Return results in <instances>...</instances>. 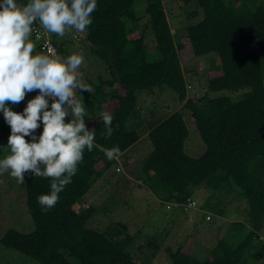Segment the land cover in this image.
<instances>
[{
  "label": "trees",
  "instance_id": "1",
  "mask_svg": "<svg viewBox=\"0 0 264 264\" xmlns=\"http://www.w3.org/2000/svg\"><path fill=\"white\" fill-rule=\"evenodd\" d=\"M181 1L198 5L193 11L198 20L186 27L192 55L216 52L220 71L208 78L202 95L188 97L191 84L186 82L181 64L186 43L175 42L164 2L97 0L92 22L86 26L89 48L105 60L111 78L99 76L91 92L83 91V98L76 92L85 105L86 126L94 127V147L84 149L76 173L47 211L41 210L36 197L49 190L51 178L25 176V202L34 227L30 231L7 228L0 238L4 246L39 264H147L142 257L152 243L144 241L130 253L127 248L134 236L125 223L117 222L104 230L88 225L90 219L110 211L106 205H87L80 212L75 205L102 178L105 169L116 163L117 156L140 139L141 123L136 121L139 93L167 86L190 110L206 149L200 156L185 150L189 128L181 108L163 119L148 121L146 130L153 149L140 162L137 178L161 200L178 204L188 202L196 187L206 185L214 191L230 183L240 189L249 206L247 221H233L204 260L193 254L194 237H189L176 248L167 247L171 264H264V3ZM140 3L147 5L155 47L160 52L156 61L148 59L145 31L139 25ZM253 40L258 48L251 51L248 47ZM53 43L57 53H69L64 37ZM43 48L40 45L39 49ZM221 90L235 93L212 94ZM35 91L26 93L24 100L13 105L14 110L22 109ZM104 111L112 115L110 136L104 135ZM2 126L0 144L7 146L10 126L4 118ZM40 130L35 129L37 133ZM95 144H115L120 152L109 160ZM242 232L240 238L236 236Z\"/></svg>",
  "mask_w": 264,
  "mask_h": 264
},
{
  "label": "rangeland",
  "instance_id": "2",
  "mask_svg": "<svg viewBox=\"0 0 264 264\" xmlns=\"http://www.w3.org/2000/svg\"><path fill=\"white\" fill-rule=\"evenodd\" d=\"M162 1L176 38L175 42L177 44L179 42L186 43L184 46L186 54L184 53L181 57V64L186 82L191 84V87L187 88L188 97L196 99L205 91L208 78L218 72V70L210 69L211 66H208V55L204 57L192 55L187 38H185L186 27L199 18L193 12L198 5L195 2L184 4L181 0ZM246 1L251 5L264 3V0ZM146 6V3H140L137 6L139 13L142 14L139 25L145 31L148 59L156 61L160 58V52L155 47L153 28L150 24L149 14L145 10ZM72 30H66L63 35H57L56 39L61 38V36L76 38ZM86 31L85 28L83 31L77 32L81 36ZM35 38L36 32L32 31L29 39L32 40L33 44ZM248 48L251 51L256 50L258 48L256 40H253ZM87 49H90L89 45H87ZM34 50L37 49L34 48ZM214 54L218 55L216 52ZM82 57L80 68L83 72H86L85 77L90 86L92 83L98 82L99 76L105 79L111 78L110 69L105 60L94 54L88 56L87 59L84 55ZM233 93L235 92L221 90L212 94L233 95ZM80 94L82 98L85 96L83 91ZM138 99L140 125L144 128H147L148 121L163 119L181 108L189 128L185 150L192 156H200L203 153L202 148L204 147L205 150L206 144L198 131L196 122L193 116L190 115V110L183 107L184 101L179 99L178 93L173 88L167 86L156 87L153 92H146L145 94L140 92ZM2 119L3 114L0 113V126H2ZM141 134L137 143L122 154L117 166L109 170L104 178L98 180L102 192L95 196L92 204L84 203V199H87L85 197L77 201L82 205V208L75 207L79 212L85 208V205L104 204L110 209L107 214H100L90 219L89 226L104 230L117 222H123L128 226V231L134 236L133 242L127 248L130 253H135L138 246L148 240L152 245L147 248L145 255L142 257L143 260L147 264H171L172 260L167 247L176 248L178 245L184 244L189 237H194L193 245L197 247L205 246L208 252L223 235L227 234L233 221H247L248 202L240 194V189L236 185L231 186L230 183L221 190L213 191L206 185L195 188L196 195L194 194L193 198H198L199 205L188 209L184 208L183 204L178 203H170L171 206L166 209V203L162 202V205H160L156 198L148 200L147 196H140L137 190L141 183L138 181L136 171H138L142 159L152 150L149 137L144 133ZM194 147H196V150H192ZM6 152L7 146H4L3 151H0V155L6 154ZM25 189V180L23 183H17L14 177L9 176L8 170L0 171V238L9 227H15L22 231L33 229V222L25 202ZM170 210L172 211L170 212ZM207 210L209 211L207 212ZM207 214L210 215V218L206 217ZM242 235H244V232L236 233L239 238ZM193 254L201 260L205 259L204 251L194 252L193 250ZM71 260L73 261L72 258ZM0 264H39V262L18 250L4 246L0 241Z\"/></svg>",
  "mask_w": 264,
  "mask_h": 264
},
{
  "label": "clouds",
  "instance_id": "3",
  "mask_svg": "<svg viewBox=\"0 0 264 264\" xmlns=\"http://www.w3.org/2000/svg\"><path fill=\"white\" fill-rule=\"evenodd\" d=\"M96 6L97 0H0V113L10 126L0 171L8 170L17 183H23L26 175L50 177L49 190L36 197L42 211L54 206L70 183L84 149H93L95 131L86 126L85 105L76 96L77 91L91 92L77 71L82 55L34 51L29 35L35 20L47 33L83 31ZM33 90L35 95L23 108L14 110L13 105ZM101 119L104 135L110 136L111 113L104 111ZM95 147L109 160L120 152L115 144Z\"/></svg>",
  "mask_w": 264,
  "mask_h": 264
},
{
  "label": "crops",
  "instance_id": "4",
  "mask_svg": "<svg viewBox=\"0 0 264 264\" xmlns=\"http://www.w3.org/2000/svg\"><path fill=\"white\" fill-rule=\"evenodd\" d=\"M35 25V23L33 22V25H32V31L33 32H35L34 30H33V26ZM72 31H74V37H76V38H73V37H71V36H65L64 38H65V40H66V45H67V47H68V50H69V53L68 54H70L71 52H77V53H79V54H81V55H84V57L87 59V57L88 56H91V54H94V53H92L91 52V50L90 49H87V45H90V43L86 40V38H85V36H84V34H81V36L79 35V33L75 30V29H73ZM56 36H57V34H55V39H56ZM61 37H63V36H61ZM79 37H81V38H79ZM77 38H79V40H77ZM35 40V39H34ZM33 40V41H34ZM82 40V41H81ZM40 47V46H39ZM39 47L38 46H36L35 45V43H34V48L35 49H37V50H39V51H43V50H45L44 48L43 49H39ZM36 50V51H37ZM35 51V50H34ZM46 51V50H45ZM67 54V55H68ZM94 55H96V54H94ZM208 55V60H209V67H210V69H216V70H218V72L220 71V68H221V64H220V59H219V57H217L215 54H214V52H209V53H206V54H203V55H200V57H204V56H207ZM88 71H89V69H87ZM78 73H79V75L81 76V79H83V80H85L86 82H88V80H86V77H85V74H86V72H83L82 70H81V68H80V66H79V68H78ZM105 79V78H104ZM92 83V82H91ZM91 87V91L94 89V86H93V83H92V85L90 86ZM93 88V89H92ZM138 103H139V99H138V101H137V109L136 110H138V108H139V106H138ZM137 117H136V121H138V122H140V120H139V113H137ZM4 118V117H3ZM138 126V125H137ZM2 127L3 126H0V130H1V132H2ZM138 131H139V134H140V137H141V133H144L147 137H149V129H147L146 130V128H144V126H140V129L138 128ZM137 143V142H136ZM150 144H152V142L150 141ZM132 146H134V145H132ZM131 146V147H132ZM152 146V149H153V145H151ZM130 147V148H131ZM129 149V148H128ZM127 149V150H128ZM196 150V147H194V148H192V150ZM203 150V152H204V147L202 148ZM123 154V153H122ZM122 154L121 155H119V156H117V161H116V163L112 166V167H110V168H107V169H105V172H104V175H106V173L109 171V170H111L113 167H115V166H117V164L119 163V161H120V157L122 156ZM104 175H103V177L102 178H104ZM138 181L141 183V185L139 184V186H138V192L140 193V196H142V195H144V196H147L149 199L148 200H151L152 198H156V200H158L157 202L160 204V205H162V202L163 203H166V209H169V207L168 206H171V204L172 203H174V202H171V201H163V200H161L160 198H158L155 194H153L152 193V191L151 190H149V189H147L145 186H142V180L141 179H138ZM200 187V186H199ZM197 188V187H196ZM97 192H96V191ZM95 191V192H94ZM198 191V190H197ZM101 192H102V187L99 185V183L97 182L96 184H94V186L88 191V193L87 194H85L83 197H85V198H87V199H84V203H90V204H92V202L94 201V198H95V196H98L99 194H101ZM196 193V191L194 190V193H193V196H194V194ZM196 195V194H195ZM154 196V197H153ZM192 196V197H193ZM195 198V197H194ZM196 200L198 199L197 197L195 198ZM147 200V201H148ZM154 200V199H153ZM152 200V201H153ZM137 201V200H136ZM197 202H198V200H197ZM171 203V204H170ZM199 205V204H198ZM197 205V206H198ZM76 206H78L79 208H82L81 206L82 205H80V202H78V203H76V205H75V207ZM87 205H85V207H86ZM83 210V209H82ZM168 211V210H167ZM172 210H170V212H171ZM209 210H207V212H208ZM79 212V211H78ZM219 215V214H218ZM217 215V216H218ZM207 216V215H206ZM96 217V216H95ZM93 227V226H92ZM215 246V245H214ZM213 246V247H214ZM212 247V248H213ZM193 250H194V252H197V251H200V252H203L204 251V257L206 258V256L208 255V253L210 252V250H208V252H207V250H206V247L205 246H202L201 245V247H197V246H195V245H193ZM197 256V255H196ZM204 260V259H203Z\"/></svg>",
  "mask_w": 264,
  "mask_h": 264
},
{
  "label": "built area",
  "instance_id": "5",
  "mask_svg": "<svg viewBox=\"0 0 264 264\" xmlns=\"http://www.w3.org/2000/svg\"><path fill=\"white\" fill-rule=\"evenodd\" d=\"M38 27H39V25L37 23L33 26V30L36 32V36L39 35V28ZM42 45L46 51L51 49L53 53H57L56 46L54 45L53 41L50 40L48 37L44 39V41L42 42ZM189 87H190V85H189ZM198 204L199 203L197 202V200L195 198L191 197V198H189L188 202L183 204V206H184V208L188 209L191 207H197ZM206 217L210 218V215L207 214Z\"/></svg>",
  "mask_w": 264,
  "mask_h": 264
},
{
  "label": "water",
  "instance_id": "6",
  "mask_svg": "<svg viewBox=\"0 0 264 264\" xmlns=\"http://www.w3.org/2000/svg\"><path fill=\"white\" fill-rule=\"evenodd\" d=\"M36 23L39 25V27H38L39 28V35L34 40L35 41L34 43H35L36 46L39 47L42 44V42L44 41V39L47 38V37L50 40H52V41L55 40V33H47V32H45L43 27L40 25L38 20H36ZM85 28H86L87 31L85 33L83 32V34H84L86 40L89 43H91V40H90L89 34H88L89 31H88L87 27H85Z\"/></svg>",
  "mask_w": 264,
  "mask_h": 264
}]
</instances>
